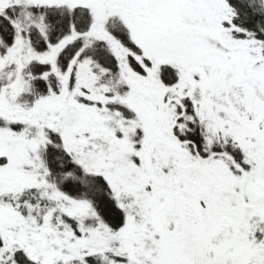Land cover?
I'll list each match as a JSON object with an SVG mask.
<instances>
[{
	"label": "snow or ice",
	"instance_id": "1",
	"mask_svg": "<svg viewBox=\"0 0 264 264\" xmlns=\"http://www.w3.org/2000/svg\"><path fill=\"white\" fill-rule=\"evenodd\" d=\"M0 264H264V0H0Z\"/></svg>",
	"mask_w": 264,
	"mask_h": 264
}]
</instances>
